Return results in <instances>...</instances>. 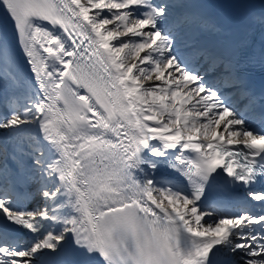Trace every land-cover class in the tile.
Wrapping results in <instances>:
<instances>
[{
  "label": "snow or ice",
  "instance_id": "obj_1",
  "mask_svg": "<svg viewBox=\"0 0 264 264\" xmlns=\"http://www.w3.org/2000/svg\"><path fill=\"white\" fill-rule=\"evenodd\" d=\"M0 264H264V0H0Z\"/></svg>",
  "mask_w": 264,
  "mask_h": 264
}]
</instances>
